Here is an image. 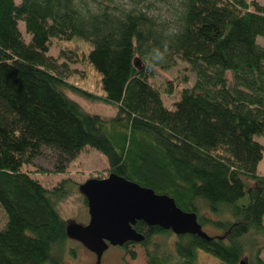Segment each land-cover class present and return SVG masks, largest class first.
Returning a JSON list of instances; mask_svg holds the SVG:
<instances>
[{"label":"trees","instance_id":"1","mask_svg":"<svg viewBox=\"0 0 264 264\" xmlns=\"http://www.w3.org/2000/svg\"><path fill=\"white\" fill-rule=\"evenodd\" d=\"M259 36L264 4L258 0H0V264L76 257V240L58 209L72 191L71 178L47 187L23 167L47 159L65 172L85 148L104 154L107 176L172 196L212 229L208 240L138 221L146 264H199V250L223 264H264ZM54 38L92 42L88 54L71 53L101 75L102 94L70 81L67 62L49 54ZM163 52L195 74L173 109L151 80L157 66L171 65L160 63ZM66 90L116 113H91Z\"/></svg>","mask_w":264,"mask_h":264},{"label":"rangeland","instance_id":"2","mask_svg":"<svg viewBox=\"0 0 264 264\" xmlns=\"http://www.w3.org/2000/svg\"><path fill=\"white\" fill-rule=\"evenodd\" d=\"M20 0H18L19 2ZM264 4V0H258ZM20 22L21 28H25ZM24 37L29 40L25 30H22ZM258 43L264 46V37H258ZM93 48V44L89 40L82 38H74L72 40L52 39L49 54L57 58L58 62H67L70 72V81L78 86L92 91L97 94H102L101 75L94 69L91 64L83 63L79 60V55L71 53V49L76 52L86 54ZM62 49H65L66 55L62 54ZM79 53V54H80ZM69 56V57H68ZM75 60V61H74ZM167 60V61H166ZM159 61L161 64L171 62L167 68L157 66L154 70L152 82L162 91V97L165 105L173 109L174 102L179 99V92L185 86H191L195 81V74L190 65L182 60L179 56L161 53ZM172 85V86H171ZM70 97L78 101L81 106L91 113L99 114L104 117L115 115L116 108L112 105L98 101H92L83 98L82 96L66 90ZM172 91V92H171ZM257 139L264 144V136H258ZM24 170L30 171L31 175L37 178L44 186L53 187L63 179L71 178L72 191L70 194L58 204L60 214L69 223L75 222L86 224L89 221L88 206L85 204L84 195L76 187L89 178L100 175L107 176V160L104 154L94 148H85L72 159L65 172L54 171V164L51 160L39 159L35 164L24 165ZM259 173H264V158L258 165ZM4 224L3 215L0 212V227ZM211 228L205 227L206 232H211ZM214 232V231H212ZM216 232V231H215ZM176 236H171V243ZM163 237H158L157 240L162 241ZM264 242V236L260 239ZM77 247L76 257L67 256L63 264H95L96 254L89 250L83 244H78L76 241L72 243ZM129 251L136 253V258L132 259ZM262 257L264 259V248L262 249ZM147 255L145 246L141 243H130L127 248L123 246H109L102 256L101 264H146ZM199 264H223L218 258L213 255L199 250Z\"/></svg>","mask_w":264,"mask_h":264},{"label":"water","instance_id":"3","mask_svg":"<svg viewBox=\"0 0 264 264\" xmlns=\"http://www.w3.org/2000/svg\"><path fill=\"white\" fill-rule=\"evenodd\" d=\"M79 191L87 199L90 218L86 224L68 222L67 234L96 254L95 264H101L109 246L145 240V234L134 227L138 221L176 235L188 233L211 239L196 212L183 210L168 194L157 193L116 173L89 178L79 184ZM239 264L250 263L242 259Z\"/></svg>","mask_w":264,"mask_h":264},{"label":"flooded vegetation","instance_id":"4","mask_svg":"<svg viewBox=\"0 0 264 264\" xmlns=\"http://www.w3.org/2000/svg\"><path fill=\"white\" fill-rule=\"evenodd\" d=\"M130 243H134V242L129 241V242L125 243L124 245H129Z\"/></svg>","mask_w":264,"mask_h":264}]
</instances>
